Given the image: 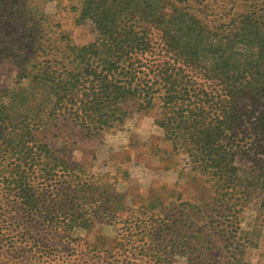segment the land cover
Segmentation results:
<instances>
[{"label":"trees","instance_id":"trees-1","mask_svg":"<svg viewBox=\"0 0 264 264\" xmlns=\"http://www.w3.org/2000/svg\"><path fill=\"white\" fill-rule=\"evenodd\" d=\"M10 1L34 38L13 49L16 80L0 89V264L49 262L56 242L68 244L75 229L95 222L112 226L121 253L148 264L174 255L203 264L217 247L227 248L230 264H253L243 260L252 239L239 213L256 192L264 222V0H231L230 10L237 1L243 8L224 20L220 13L218 26L208 23L209 0H78L76 21L89 19L97 31L83 45L37 29L49 25V0ZM10 50L0 43V56ZM129 102L161 109L154 121L209 185L204 197L134 213L117 189L126 170L73 165L47 139L60 119L85 138L114 128ZM237 152L257 171L242 176Z\"/></svg>","mask_w":264,"mask_h":264},{"label":"rangeland","instance_id":"rangeland-1","mask_svg":"<svg viewBox=\"0 0 264 264\" xmlns=\"http://www.w3.org/2000/svg\"><path fill=\"white\" fill-rule=\"evenodd\" d=\"M77 1L49 0L44 3L43 11L48 17L49 25L47 27L43 23L37 29L47 33L46 36H50V40L60 33L76 45L93 41L97 37V31L92 22L89 19L76 21L77 10L73 7L78 5ZM10 2L2 0L0 7V43L11 48L10 55L0 56V89L10 88L16 80L18 66L13 58L16 50L13 49L30 46L34 38L32 33H26L23 29L24 19L15 13L17 10L11 8ZM209 2V18L215 20L208 23L215 26H218L221 17V20H224L227 14L243 8L238 5V1L231 10V0ZM150 32L155 43L153 48L157 52L161 45L158 44V33L153 29H150ZM160 52L157 59H161L163 51ZM196 74L201 78L199 71ZM25 84V81L21 80V85ZM127 104L129 114L124 122L107 131H101L94 137L85 138L81 131L67 120L60 119L47 130V139L73 165L92 166L91 172H110L119 176L126 170L127 175L123 182L117 184V189L123 193L122 201L131 207L134 213L156 211L152 205L157 202L167 204V208L180 209L185 207L181 204L183 200L193 202L204 197L205 192L207 193L205 188L209 185L202 184V177L189 170L187 156L181 151L172 150L170 141L164 136L163 128L154 121L159 117L161 109L153 107L138 111L130 102ZM240 107L241 112L249 109L248 103L240 104ZM233 161L242 176L257 171L256 165L241 152L234 154ZM257 206L255 192L247 206L239 213V225L242 230L248 232V238L252 239L251 245L244 250L243 260L264 264V222L259 224L257 221ZM167 208L162 211L169 213ZM114 235L112 226L100 222H95L88 229L77 228L72 233L74 240L68 244L62 240L56 242L53 248L55 256H51V260L43 264H131V260L134 264H148L145 259L134 260L121 253L115 246ZM226 249L217 247L209 250L210 255L203 264H230L229 252ZM169 264H186V261L184 257L174 255Z\"/></svg>","mask_w":264,"mask_h":264}]
</instances>
